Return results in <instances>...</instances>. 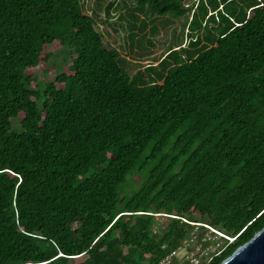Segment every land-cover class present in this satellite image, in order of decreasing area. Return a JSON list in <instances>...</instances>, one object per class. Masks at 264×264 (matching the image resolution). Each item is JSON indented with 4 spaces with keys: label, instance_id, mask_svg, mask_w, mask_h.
I'll list each match as a JSON object with an SVG mask.
<instances>
[{
    "label": "trees",
    "instance_id": "16d2710c",
    "mask_svg": "<svg viewBox=\"0 0 264 264\" xmlns=\"http://www.w3.org/2000/svg\"><path fill=\"white\" fill-rule=\"evenodd\" d=\"M134 2L131 47L189 41L131 75L84 0H0V264H158L204 225L220 264L264 228V0Z\"/></svg>",
    "mask_w": 264,
    "mask_h": 264
},
{
    "label": "rangeland",
    "instance_id": "374dc122",
    "mask_svg": "<svg viewBox=\"0 0 264 264\" xmlns=\"http://www.w3.org/2000/svg\"><path fill=\"white\" fill-rule=\"evenodd\" d=\"M84 2L89 14L93 10L97 12L99 19L96 21L95 27L101 33L103 40L128 59L126 69L131 75H134L138 70L142 71L149 65L156 66L158 60L162 58L170 48L176 47L179 44L185 46L189 41L187 35L189 34L188 29L183 28L182 23L184 22V18H181L170 23H164V21L158 23L156 26L157 30L152 34H147L142 41V49L138 48L137 42L131 47L128 39L130 31L127 25L131 20L126 13L128 12L127 7L135 5L134 0H84ZM108 4H113V6L106 11V6ZM195 33L196 30H194L192 34ZM130 50H132V53ZM52 54V57L49 59V67L52 66L54 69L63 67L65 65V54L63 51H53ZM32 72L35 73L43 83L51 81L55 73V71L51 69L48 74H43L39 67ZM15 124L14 122L13 125ZM138 181L139 177H136L132 184ZM194 232L197 231L195 230ZM206 234L209 236L208 232ZM212 240L217 241L218 244L223 243L217 238H213ZM212 248H217V245H212Z\"/></svg>",
    "mask_w": 264,
    "mask_h": 264
},
{
    "label": "built area",
    "instance_id": "2783aa9c",
    "mask_svg": "<svg viewBox=\"0 0 264 264\" xmlns=\"http://www.w3.org/2000/svg\"><path fill=\"white\" fill-rule=\"evenodd\" d=\"M204 227L208 229L209 236L210 233H213L229 242L233 241V239L227 238L208 226L204 225ZM206 235L207 234L201 239V242H198L195 236H191V238L184 241L179 248L165 255L158 264H207L211 259L210 254L215 251V248L213 249L212 246H204V243L210 239V237L208 235L206 237Z\"/></svg>",
    "mask_w": 264,
    "mask_h": 264
},
{
    "label": "water",
    "instance_id": "95a60500",
    "mask_svg": "<svg viewBox=\"0 0 264 264\" xmlns=\"http://www.w3.org/2000/svg\"><path fill=\"white\" fill-rule=\"evenodd\" d=\"M220 264H264V228Z\"/></svg>",
    "mask_w": 264,
    "mask_h": 264
}]
</instances>
